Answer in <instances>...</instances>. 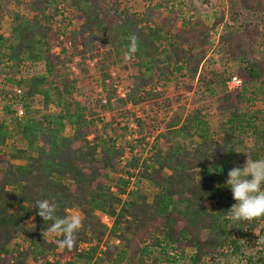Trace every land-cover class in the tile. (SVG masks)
Here are the masks:
<instances>
[{
    "label": "trees",
    "instance_id": "1",
    "mask_svg": "<svg viewBox=\"0 0 264 264\" xmlns=\"http://www.w3.org/2000/svg\"><path fill=\"white\" fill-rule=\"evenodd\" d=\"M71 2L83 20L71 39L82 37L79 53L84 60L94 50V41L108 47L110 57L120 59L128 50L130 37H136L137 52L128 60L140 73L134 77L131 93L119 99L124 105L157 98L159 94L147 91V87L156 76L171 70L196 78L212 51V27L189 24L185 17L190 9L180 16L182 29L173 34L166 30L169 23L158 25L154 21L155 6L139 16L122 11L117 23L108 29L110 8L104 0ZM55 3L31 0V15L16 13L13 18L14 40L7 43L0 35V75L4 69L25 63L44 62L46 67L45 74L7 79L14 88H23L17 103L25 107V113L15 116L12 128L6 119H0V148L17 134L25 147L0 152V264H74L78 260L84 264H226L223 259L229 254L244 258L241 238L250 232V238L256 239L264 217L260 222L242 221L233 228L227 218L232 206L224 202L230 189L226 180L229 170L242 167L247 157L264 158V125L257 122L254 113L240 111L238 105H233L219 130L209 125L200 109L184 119L177 114L159 135L150 161L140 163L141 158L135 155L126 165L138 170L139 183L147 184L150 190H128L129 181L119 177L115 181L119 192L115 194L108 181L110 173L119 172L123 152L116 149L112 137L97 134L89 138L91 128L101 118L88 119V111L92 116L97 114L90 103L68 101L66 95L72 94L74 83L56 87L58 113L35 116L26 104L37 96L43 97L45 107L53 102L46 85L62 62L50 44L57 29L56 13L51 12ZM193 4L198 15H213L219 23L224 22L219 50L230 62L244 65L247 80L240 79L241 86L233 92L228 90V82L234 78L225 82L229 92L225 100L235 98L236 104H241L252 100L248 95L255 98L257 93L263 94L259 85L264 82V0H193ZM107 65L103 61L100 66L104 78L111 77L103 71ZM109 99L107 106H101L103 110L111 108ZM138 122L144 126L142 120ZM67 126L71 135H65ZM188 140L194 142L193 147ZM125 173L135 176L129 170ZM43 199L55 204L57 217L70 215L68 210L79 211L81 226L72 249L59 248L55 241L62 236L48 233L51 222L44 223L36 214V201ZM104 215L114 220L110 231L102 222ZM259 234L260 250L245 257L247 264H264V225ZM107 235L125 241V248L109 247L107 242L97 256ZM18 238L22 243L10 247ZM80 244L90 245L89 249L79 253ZM59 249L62 251L57 253ZM188 250L194 253L190 255Z\"/></svg>",
    "mask_w": 264,
    "mask_h": 264
},
{
    "label": "rangeland",
    "instance_id": "2",
    "mask_svg": "<svg viewBox=\"0 0 264 264\" xmlns=\"http://www.w3.org/2000/svg\"><path fill=\"white\" fill-rule=\"evenodd\" d=\"M30 1L2 0L0 2V35H3L7 43L14 40L11 30L15 14L31 15L29 10ZM56 1L57 3L54 4L51 12L56 13L55 25L57 29L50 36V44L52 53L60 55L62 62L57 66L54 77H50L49 83L46 85L53 102L48 107H45L43 97L37 96L32 101H27L26 104L30 105L32 111H35V116L58 113L61 108L57 105L56 87L61 88L63 83L72 82L74 83V88L71 90L72 94L66 95L68 101L75 99L90 103L97 114L92 116L91 111H88L89 120L92 118L98 121L97 119L100 114L107 113L104 121L100 120L101 122L95 123L91 128L89 138L92 139L97 134L103 135V138L112 137L115 140L116 149L123 152L120 157L119 172L117 174L110 173L108 181V185H110L111 190L113 189L112 191L115 194L119 192L115 182L119 177L129 181L128 190L136 188L143 191L150 190L147 184L139 183L137 177L138 170H130L126 165L137 156L141 158L140 163L145 160L150 161L152 154L155 152V145L159 135L165 132L167 128L166 124L177 114L182 115L184 119L187 114L200 109L209 125L213 129L219 130L229 116V112L233 110V105H238L237 107L240 111L249 112V114L254 113L257 116V122L264 125V92L263 94L257 93L255 98L252 95H248L249 99L252 100L241 104H236L235 98L225 100V94L228 92L227 83L225 82H228L232 78L247 80L246 71L244 65L230 62L226 59L223 52L219 50V35L221 34L224 22L219 23L218 19H215L213 15H198L193 8V0H104L106 7L110 8L107 18L108 29L117 23V15L120 12L125 11L130 16H139L150 6H155V9H157L154 21L158 25L169 23V26H166V30L171 31L173 34L182 29V19L180 16L189 9V14L185 17V20L189 24L193 23L194 25H199L201 28L204 26L208 28L212 27L209 41L213 48L208 54V60L205 62L202 71L196 78H191L185 71L178 72L175 70H171L172 73L161 74L159 78L156 76L153 84L147 87V91L149 89L156 91L159 96L137 105H132L131 103L124 105L119 101L121 98L117 95V89L114 88L113 81H110L113 78H104L100 66L103 61L108 63L103 71H106L109 75L110 73H115L120 89L130 90L127 93L128 95L134 88V77L139 75V68L132 60L126 59L125 55H121L120 59L114 56L110 57L106 52L108 47L95 41L94 50L88 52L86 54L87 58L84 60L79 53L82 50L80 44V41L83 40L82 37H77L76 41L71 39V33L78 31L83 21L82 16L71 5V0ZM76 59H80V62L76 61ZM90 60L95 61L94 67L89 65L88 61ZM3 71L5 72H2L0 75V119H6L7 124L12 128V121L17 116L18 109L21 107L25 113V107L17 103V96L22 95L23 88H14L7 79L14 78L20 80L30 78L32 75L45 74L46 67L44 62L35 64L25 63L19 68H8ZM259 86L264 89V82ZM100 88L103 89V93L109 96L111 108L102 109L98 99V96L101 95V92L98 93ZM14 110H16V113L13 112ZM139 120L144 122L143 127L138 122ZM105 124H109L110 126L106 128ZM71 133V127L67 126L65 135H71ZM186 143L191 147L194 146V142H190V140L186 141ZM248 143L250 142L248 141ZM13 146L17 148L25 147L18 134L9 139L7 146L0 148V152L12 153ZM128 148H131V154L128 153ZM122 157L125 158L121 159ZM127 170L133 171L135 176L130 178L125 173ZM225 201H228L231 206L235 204L230 189ZM210 205L208 203L207 207L209 208ZM78 214L80 215V213ZM262 219V217L258 218L257 222L263 221ZM239 225L240 222H232V227L235 229ZM263 225L264 222H260V227L256 230V239L250 238V232L246 234L245 238H241L245 247L242 250L244 258L249 254L255 256L260 250L259 230ZM111 239L112 237H110ZM120 240L121 243L117 246L123 249L126 243L122 239ZM15 243H22V239L18 238L10 247H13ZM110 246L114 247L116 245L109 243ZM99 249L100 247L96 252L97 256H99ZM61 251L59 249L57 253ZM188 253L192 255L194 252L193 250H188ZM55 256L58 258L57 255ZM51 257L53 258V256ZM244 258L229 254L228 257L223 259V263L247 264V260ZM69 259L68 257L62 261L64 263V261H69ZM34 264L46 263L38 261L34 262ZM74 264H84V262L78 260Z\"/></svg>",
    "mask_w": 264,
    "mask_h": 264
},
{
    "label": "clouds",
    "instance_id": "3",
    "mask_svg": "<svg viewBox=\"0 0 264 264\" xmlns=\"http://www.w3.org/2000/svg\"><path fill=\"white\" fill-rule=\"evenodd\" d=\"M137 52V39L130 37L125 58L130 59ZM226 185L230 188L235 204L227 211L232 222H252L264 217V158L247 157L242 167H233L228 172ZM55 204L47 199L36 201L37 215L45 222H51L47 232L62 236L55 241L61 249H72L75 234L81 226L79 214L60 218L55 215Z\"/></svg>",
    "mask_w": 264,
    "mask_h": 264
},
{
    "label": "built area",
    "instance_id": "4",
    "mask_svg": "<svg viewBox=\"0 0 264 264\" xmlns=\"http://www.w3.org/2000/svg\"><path fill=\"white\" fill-rule=\"evenodd\" d=\"M76 61L80 62V59H76ZM88 62H89V65H90L91 67H94V66H95V61L90 60V61H88ZM111 77H112L113 79H111L110 81H113V86H114L115 89H117V95H118V97H119V98H126L127 93L130 92V90H129V89L123 90V88L120 89L119 81L116 79L115 73H111ZM108 82H109V81H108ZM241 84H242V81H241L240 79H238V78H234V79H232L231 81L228 82V90H229L230 92H233V91H235L236 89H238V88L241 86ZM102 90H103V89L100 88L99 91H98V93L101 92V95L98 96L99 103H100L101 106H107V105H108V96H107L105 93H103ZM121 90H123V91H121ZM23 114H24V111H23V109L20 107V108L18 109V111H17V116H18V117H22ZM106 117H107V113H103V114L100 115V118H101L102 121H104ZM130 152H131V148H128V153H130ZM130 154H131V153H130ZM124 158H125V157H122L121 159H124ZM131 172H133V171H131ZM112 190H113V189H112ZM68 213H69V214H74V213H75V214H78L79 211L77 212L76 209H72V210H68ZM102 222L108 227V229H109V231H110L111 228H112V226H113L114 220H113V218H111L110 216H108V215H104V216L102 217ZM107 242H109V243H111V244H114V245H119V244L121 243V240H120V239H114V238H112V239L110 240V236L107 235V236L105 237V239L102 241L101 245H100V249H99V253H98L99 255H100V250H104V249H106L105 244H106ZM89 246H90V245H88V244H80L79 247H78V252L80 253V252H82L83 250H87V249H89ZM52 259H53L52 257L49 258L50 261H52ZM40 262H41V261H40Z\"/></svg>",
    "mask_w": 264,
    "mask_h": 264
}]
</instances>
